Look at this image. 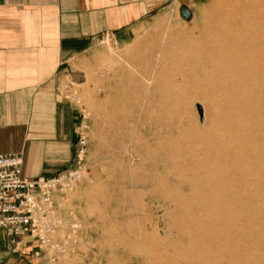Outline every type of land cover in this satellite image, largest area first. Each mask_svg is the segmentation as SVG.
I'll return each instance as SVG.
<instances>
[{
	"label": "rangeland",
	"instance_id": "rangeland-1",
	"mask_svg": "<svg viewBox=\"0 0 264 264\" xmlns=\"http://www.w3.org/2000/svg\"><path fill=\"white\" fill-rule=\"evenodd\" d=\"M261 7L162 0L122 41H94L73 66L82 83L61 80L75 133L85 117L91 179L63 203L82 225L66 264H264V91L195 74L214 26Z\"/></svg>",
	"mask_w": 264,
	"mask_h": 264
},
{
	"label": "crops",
	"instance_id": "crops-1",
	"mask_svg": "<svg viewBox=\"0 0 264 264\" xmlns=\"http://www.w3.org/2000/svg\"><path fill=\"white\" fill-rule=\"evenodd\" d=\"M161 3L0 0V154L21 157L25 177L51 178L71 164L78 114L59 98L61 80L82 83L73 66L94 41L107 33L122 41ZM26 261L0 230V264Z\"/></svg>",
	"mask_w": 264,
	"mask_h": 264
},
{
	"label": "built area",
	"instance_id": "built-area-1",
	"mask_svg": "<svg viewBox=\"0 0 264 264\" xmlns=\"http://www.w3.org/2000/svg\"><path fill=\"white\" fill-rule=\"evenodd\" d=\"M105 37L97 42L105 43ZM64 99L80 105L71 86ZM82 113L72 164L56 176L29 179L22 172L20 157L0 154V230L11 253L26 255L29 264H63L80 242L81 224L71 211L64 214L62 207L79 183L90 180L86 164L88 127Z\"/></svg>",
	"mask_w": 264,
	"mask_h": 264
},
{
	"label": "bare ground",
	"instance_id": "bare-ground-1",
	"mask_svg": "<svg viewBox=\"0 0 264 264\" xmlns=\"http://www.w3.org/2000/svg\"><path fill=\"white\" fill-rule=\"evenodd\" d=\"M249 11L252 17L248 24L241 23L235 17L214 26L213 33H210L214 36L215 48L205 53L204 62L195 70L196 76L217 78L219 86L231 94L248 91L249 85L259 92L264 91V7L258 11L256 8ZM240 32L244 33L243 37L239 36ZM201 34L205 36L207 33L203 31ZM105 36L106 42L112 41V36ZM240 57L247 60L239 63ZM72 216L78 221L73 212ZM76 247L65 256L63 264H66L69 255L75 254Z\"/></svg>",
	"mask_w": 264,
	"mask_h": 264
},
{
	"label": "water",
	"instance_id": "water-1",
	"mask_svg": "<svg viewBox=\"0 0 264 264\" xmlns=\"http://www.w3.org/2000/svg\"><path fill=\"white\" fill-rule=\"evenodd\" d=\"M181 16H183L184 18L185 17H188L189 16V14L186 12V11H182L181 12ZM198 113H199V115L201 116V110L198 108Z\"/></svg>",
	"mask_w": 264,
	"mask_h": 264
}]
</instances>
